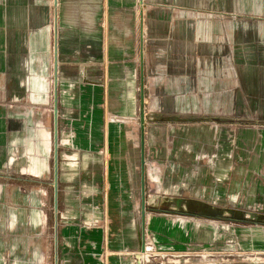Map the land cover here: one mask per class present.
Listing matches in <instances>:
<instances>
[{"label": "crops", "instance_id": "0c3cea01", "mask_svg": "<svg viewBox=\"0 0 264 264\" xmlns=\"http://www.w3.org/2000/svg\"><path fill=\"white\" fill-rule=\"evenodd\" d=\"M141 107L163 185L184 179L212 209L235 159L233 175L264 180V0H0L2 264H43L49 235L53 248L60 147L69 187L119 120L130 159L112 168L140 177ZM263 180L248 195L264 210ZM250 233L264 248V227Z\"/></svg>", "mask_w": 264, "mask_h": 264}, {"label": "rangeland", "instance_id": "374dc122", "mask_svg": "<svg viewBox=\"0 0 264 264\" xmlns=\"http://www.w3.org/2000/svg\"><path fill=\"white\" fill-rule=\"evenodd\" d=\"M92 91L91 97H97ZM134 92L136 97L138 91ZM120 124L119 120L108 123L114 133L112 144L106 152L96 145L86 158L91 167L83 173L77 171L79 179L69 187L61 177L68 160L60 147L58 161L64 169H60L56 215L51 202L47 205L48 231L53 225V248L50 249L49 235L47 246L43 242V264H264L262 241L250 233L264 227L262 194L248 195L253 182L262 188V171L247 175L241 170L235 176L233 171L242 163L235 159L230 175L218 178L219 199L211 209L210 204L194 200L190 192L194 186L189 188L182 183L184 179L176 178L178 184L163 185V169H155L159 178H152L150 166L162 161L163 155L159 149L153 152L150 144L144 150L148 172L144 181V244L149 251L139 252L140 177L130 183L123 170L112 168L130 159L124 143L126 127ZM104 162L112 168L108 169L106 182ZM3 237L0 227V264Z\"/></svg>", "mask_w": 264, "mask_h": 264}, {"label": "water", "instance_id": "95a60500", "mask_svg": "<svg viewBox=\"0 0 264 264\" xmlns=\"http://www.w3.org/2000/svg\"><path fill=\"white\" fill-rule=\"evenodd\" d=\"M140 97L142 99V92H140ZM139 124H140V222H141V245L140 250L144 251V218H145V182H144V112L141 107L140 116H139Z\"/></svg>", "mask_w": 264, "mask_h": 264}, {"label": "bare ground", "instance_id": "6f19581e", "mask_svg": "<svg viewBox=\"0 0 264 264\" xmlns=\"http://www.w3.org/2000/svg\"><path fill=\"white\" fill-rule=\"evenodd\" d=\"M148 249H149L148 247H145L144 251H149ZM144 251L140 250L139 252H144Z\"/></svg>", "mask_w": 264, "mask_h": 264}]
</instances>
